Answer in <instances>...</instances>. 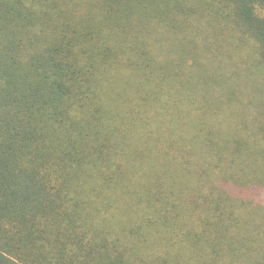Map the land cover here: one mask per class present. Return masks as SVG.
I'll list each match as a JSON object with an SVG mask.
<instances>
[{
	"label": "trees",
	"instance_id": "obj_1",
	"mask_svg": "<svg viewBox=\"0 0 264 264\" xmlns=\"http://www.w3.org/2000/svg\"><path fill=\"white\" fill-rule=\"evenodd\" d=\"M228 7L255 80L264 0ZM226 11L0 0V264H255L264 85Z\"/></svg>",
	"mask_w": 264,
	"mask_h": 264
},
{
	"label": "rangeland",
	"instance_id": "obj_2",
	"mask_svg": "<svg viewBox=\"0 0 264 264\" xmlns=\"http://www.w3.org/2000/svg\"><path fill=\"white\" fill-rule=\"evenodd\" d=\"M214 1L218 8L226 9V13L230 15V20L226 22L229 32L226 37V42H228L230 46L236 48L237 51V48L242 50L241 59L244 62L243 66L247 70V74L244 71L241 73L242 78L249 80V85H253L254 83L264 85V72L256 75L257 78L255 80L252 79L253 76L251 72L259 66L258 53L255 51V49H257L256 45L254 46L252 41V46L247 44L246 35L244 34L245 31L238 26L235 13L232 11L233 9L228 7V0ZM259 116L264 117V105L261 106ZM249 137L253 141L259 143L261 146L260 153L264 156V121L262 119H259L258 127L256 129L249 128ZM253 143L254 142H251L250 145ZM260 196L263 201L262 207H264V189L262 188ZM249 245L255 253V264H264V208L258 209L254 213V217L249 214Z\"/></svg>",
	"mask_w": 264,
	"mask_h": 264
}]
</instances>
